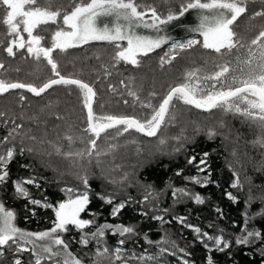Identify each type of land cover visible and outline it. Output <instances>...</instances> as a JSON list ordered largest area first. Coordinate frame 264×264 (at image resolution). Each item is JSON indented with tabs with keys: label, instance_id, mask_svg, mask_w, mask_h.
Returning <instances> with one entry per match:
<instances>
[{
	"label": "trees",
	"instance_id": "1",
	"mask_svg": "<svg viewBox=\"0 0 264 264\" xmlns=\"http://www.w3.org/2000/svg\"><path fill=\"white\" fill-rule=\"evenodd\" d=\"M183 2L137 0L143 6L141 10L152 6L161 16L167 15L170 9L179 11ZM73 6V0H55L53 4L54 8L69 11ZM256 12H264V0H250L246 13L234 23L237 38L245 47L233 50L230 55L202 47L203 37L188 31L197 23L194 10H189L179 20L164 26L171 40L147 56H138L139 65L114 61L116 46L107 41H90L63 51L54 49L52 58L61 75L93 86L95 115L143 119L151 109L141 104L151 101L158 105L170 87L183 82L185 73L199 68L198 75L203 76L211 73L215 64L232 61L235 66L237 55L244 58L251 39L264 28V16H255ZM5 14L6 6L0 3V21ZM58 19L62 25V17ZM56 30L58 25H40L34 35L42 37L41 46L50 47ZM21 35L27 41L28 35L22 26ZM192 36L201 43L191 49L177 50L176 58L161 66V57L167 59L165 54L171 55L173 41ZM12 38L0 22V63L4 65L0 78L37 86L55 78L51 65L43 57L37 60L30 55L27 47L14 48L16 54L8 56L4 49ZM129 91L137 96L129 95ZM150 93L156 95L150 96ZM21 95L25 97L23 101L19 99ZM0 112L5 113L0 117V149L14 147L13 159L7 166L9 176L0 183V203L15 212V223L20 229L28 232L50 229L55 213L52 208L44 207V203L57 205L67 199L64 189L87 190L89 204L81 218L94 220L95 225L80 231L70 226L61 233L69 250L82 264H94L97 250L103 247L110 251L119 247L121 260L102 259V264H184L185 261L209 264V259L212 264H264V215H258L264 209V147L254 143L260 135L255 122L233 111L217 108L205 113L174 100L165 123L153 139L134 131L117 135V130L111 129L103 133L97 139V147L107 154L99 157V165L93 156L86 187L75 177L70 163L56 154L54 147L59 145L68 150L65 135L83 136L85 140L91 136L84 131L87 123L79 88L52 87L39 97L22 90L10 91L0 96ZM16 124L22 127L13 133L15 139L9 137L4 143V137ZM210 130L215 132L212 137L208 135ZM32 136L35 140L30 138ZM110 144L115 147L109 149ZM86 147L90 145L77 142L72 150ZM21 148L25 149L23 154ZM29 148L33 149L31 153L27 151ZM206 152L208 156L204 157ZM201 159L205 160L204 164L200 163ZM28 179L34 181L24 185L29 198L41 201L40 205L31 204L29 198L15 191L14 182ZM237 181L239 183L233 187ZM178 189H184L186 194L176 192ZM196 195L204 202L196 203ZM101 197L111 199L112 203H106ZM120 203L125 206L117 215H112V209ZM102 224L112 226L105 230L103 237L90 238L86 246L76 241ZM117 225L132 226L135 232L121 236L114 231ZM195 228H199L200 233L194 231ZM254 230L259 231L261 237H250L247 244L236 243L237 237ZM70 236H74L75 241ZM209 237H219L229 247L220 251ZM120 240H124L122 245L118 243ZM3 248L5 253L0 255V264H10L15 246ZM161 249L167 251L161 252ZM22 255L28 263L35 264L31 251ZM143 255L156 259L142 261L139 257ZM41 264H54V261L44 258Z\"/></svg>",
	"mask_w": 264,
	"mask_h": 264
},
{
	"label": "snow or ice",
	"instance_id": "2",
	"mask_svg": "<svg viewBox=\"0 0 264 264\" xmlns=\"http://www.w3.org/2000/svg\"><path fill=\"white\" fill-rule=\"evenodd\" d=\"M54 2L55 0H43V3L41 0H0V3L6 6V14L0 22L7 27V35L13 37L8 41L4 51L8 56H14L16 54L14 48L27 47V52L30 55L35 56L37 60L43 57L47 64L51 65V71L56 77L48 79L40 86L18 81L8 82L0 78V94L12 89H26L39 97L54 85H76L79 87L84 95V107L87 109V128L84 131L90 133L91 136L85 140L83 136L65 135L64 139L68 141V150H64L59 145L54 147L56 154L70 163L73 174L83 185L87 187L89 183L88 174L93 156L97 158V165H99V157L107 154L102 153L97 147V138H100L102 133H106L109 129H116L117 135H122L129 129H135L149 137L156 136L158 130L165 123L174 100L205 111L219 108L223 111L240 114L256 123L260 135L254 143L264 147V28L255 38L251 39L246 56L244 58L236 56L235 66L232 61L218 63L214 65V70L211 73L203 76L198 75L201 69H193L185 73L182 83L170 87L158 105H153L151 101L142 103L143 108L151 109L143 119L134 116L95 115L93 99L96 92L94 89L80 79L61 75L57 63L52 58L54 49L63 51L67 48L87 44L90 41H107L116 46L114 61L139 65L138 56H147L171 40V37L159 34L164 30V26L179 20L189 10L196 12L197 23L195 26L189 27L188 31L198 33L203 37L202 47L221 55L224 53L230 55L233 50L238 51L245 47L237 38L233 25L242 14L246 13L250 0H184L179 11L170 9L165 16L158 14L156 8L152 6L147 7L146 11L141 10L143 6L137 3V0H79V2L73 0L74 6L70 11L62 7L54 8ZM147 13L151 15L146 18ZM254 15L264 16V12H256ZM60 17H62V25L58 19ZM49 23L58 25V30L52 34L51 46L43 47L41 46L42 37L34 35V30L40 25ZM21 26L23 32L28 35L27 41L21 35ZM141 28L152 29L157 35H144L138 31ZM120 41H126L127 46L123 47L119 43ZM200 43L196 39L173 41L170 48L171 55L166 53L167 59L161 57V66L175 59L178 54L177 50L191 49ZM3 67L4 65L0 63V68ZM129 95L137 96L133 91H129ZM155 95L156 93H150V96ZM19 99L23 101L25 97L21 95ZM4 115V112H0V117ZM118 126H123L122 130ZM21 127L16 124L8 136L4 137L3 142L6 143L9 137L15 139L13 133H16L17 129ZM208 135L212 137L215 132L210 130ZM30 138L35 140L34 136ZM77 142L85 143L90 147L74 151L72 148ZM160 143L163 144L165 141L162 139ZM108 147L111 149L115 146L110 144ZM24 151V148L20 149L21 154ZM27 151L31 153L33 149L29 148ZM13 156L14 147L0 149V183L6 181L9 176L7 166ZM207 156L208 153H204V157ZM191 162L190 160L189 163ZM200 163L204 164L205 160L201 159ZM33 182L32 179L14 182L16 193L29 198V193L24 185ZM238 183V181L234 183L233 187H236ZM64 191L68 193V198L57 205L44 203V207L52 208L55 213L53 226L44 231L28 232L20 229L15 223V212L0 203V255L3 254V246L11 244L16 245L18 252L31 251L35 257V264H41V260L44 258L54 261V264H61V258H63L62 264H82V260L69 250V245L62 239L61 233L68 231L70 226L83 230L89 225H95L94 220L81 218V213L85 212L86 206L89 204V195L87 190L74 192L73 189L68 188ZM176 192L181 195L186 194L184 189H178ZM176 192L173 195H176ZM230 198L235 199L231 195ZM101 199H104L108 204L112 203L111 199L105 197H101ZM194 199L198 204L204 202L199 195H196ZM30 203L40 205L41 201L30 199ZM124 206V203H120L112 209L111 214L117 215ZM258 215H264V209ZM95 228V231L81 235L80 243L87 245L90 238L103 237L105 230L111 229L112 226L102 224L96 225ZM114 231L124 236L133 234L135 229L132 226L117 225ZM194 231L200 233L199 228H195ZM203 235L206 236L207 233ZM261 235L259 231L254 230L245 236L237 237L236 243L247 244L250 242V237L258 238ZM209 239L215 241L220 251L229 247V244L222 243L219 237H209ZM21 241L23 243H20ZM118 243L122 245L124 240H120ZM25 245L32 247L29 249ZM205 247H208L207 244ZM166 251L167 249H161V252ZM95 256L94 264H102V259L109 258L120 261L121 249L116 248L110 251L109 248L103 247L97 250ZM139 259L153 261L156 257L141 256ZM13 264H21V261L15 259ZM184 264H188V262L185 261ZM209 264H212L211 259H209Z\"/></svg>",
	"mask_w": 264,
	"mask_h": 264
},
{
	"label": "rangeland",
	"instance_id": "3",
	"mask_svg": "<svg viewBox=\"0 0 264 264\" xmlns=\"http://www.w3.org/2000/svg\"><path fill=\"white\" fill-rule=\"evenodd\" d=\"M146 11V10H145ZM150 13H147V16H146V18L147 17H150ZM194 17H195V20L197 21V18H196V12L194 11ZM138 31H140L142 34H144V35H153V36H155V35H157V33L154 31V30H152V29H144V28H141V29H139ZM160 35H165V36H168V33L166 32V31H162L161 33H159ZM188 39H196L197 40V38L196 37H194V36H192V37H190V38H187V39H185V40H188ZM185 40H183V41H185ZM123 47H126L127 46V42L126 41H120L119 42ZM74 227V226H73ZM74 230H76V231H80V229H76L75 227H74ZM71 237V236H70ZM72 238V240H74L75 241V238H74V236H72L71 237ZM80 238H81V236L80 237H78V239H76V241H79V244H81V245H83V246H86V245H84V244H82V243H80ZM63 239V238H62ZM20 243H23L22 241L20 242ZM89 244V243H88ZM87 244V245H88ZM7 245H11V244H7ZM99 245V244H98ZM5 246V245H4ZM3 246V247H4ZM15 246V252H13L12 251V253H11V256H10V264H13V261L15 260V259H19L20 261H21V264H30V263H28V261L26 260V258L22 255V254H24V253H26L27 251H17L16 252V245H14ZM26 247H28V248H30V246H28V245H25ZM32 247V246H31ZM117 248H119V247H117ZM116 249V248H115ZM2 251H3V253H5V250H4V248L2 249ZM74 255V254H73ZM143 256H146V255H143ZM61 259H63V258H61ZM33 261H34V263H35V257H33Z\"/></svg>",
	"mask_w": 264,
	"mask_h": 264
},
{
	"label": "water",
	"instance_id": "4",
	"mask_svg": "<svg viewBox=\"0 0 264 264\" xmlns=\"http://www.w3.org/2000/svg\"><path fill=\"white\" fill-rule=\"evenodd\" d=\"M0 70H1V68H0ZM56 78V77H55ZM67 78H71V77H67ZM72 79H76V78H72ZM84 82V81H83ZM86 83V82H85ZM62 85V84H61ZM61 85H54L53 87H57V86H61ZM70 86H74V87H77V88H79L78 86H76V85H70ZM92 88H93V86L92 85H90ZM51 89V88H50ZM94 89V88H93ZM15 90H22V91H24V92H27V93H29L31 96H33V97H37V96H35L33 93H30V92H28L26 89H12V90H9L8 92H10V91H15ZM49 90V89H48ZM47 91V90H46ZM95 91V90H94ZM8 92H6V93H8ZM82 92V91H81ZM6 93H2V94H0V96H2V95H5ZM43 94V93H42ZM41 94V95H42ZM40 95V96H41ZM82 98H83V107H84V95H83V92H82ZM95 99H96V96L94 97V99H93V107H94V103H95ZM181 102V101H180ZM183 103V102H182ZM184 104V103H183ZM188 106H190V107H192V108H194L195 110H197V111H200V112H210V111H205L204 109H198V108H196L195 106H193V105H188ZM84 111H85V115H86V123H87V109L84 107ZM118 127H122L123 128V126H118ZM86 128H87V125H86ZM109 130H111V129H109ZM109 130H107V131H109ZM129 131H134V132H136V133H138L139 135H141V136H143V137H145V138H148V139H153V138H155L157 135H158V133H159V130H158V132H157V135L156 136H153V137H149V136H147V135H145L144 133H141V132H138V131H136L135 129H129ZM103 134V133H102ZM101 134V135H102ZM95 138V137H94ZM98 139V138H97Z\"/></svg>",
	"mask_w": 264,
	"mask_h": 264
}]
</instances>
